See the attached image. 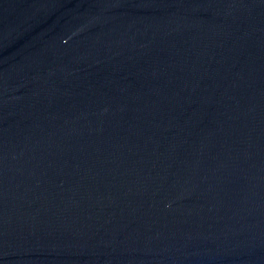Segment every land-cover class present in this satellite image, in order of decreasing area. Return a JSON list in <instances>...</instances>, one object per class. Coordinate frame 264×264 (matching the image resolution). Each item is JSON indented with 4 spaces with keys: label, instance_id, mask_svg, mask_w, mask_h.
Masks as SVG:
<instances>
[{
    "label": "water",
    "instance_id": "1",
    "mask_svg": "<svg viewBox=\"0 0 264 264\" xmlns=\"http://www.w3.org/2000/svg\"><path fill=\"white\" fill-rule=\"evenodd\" d=\"M0 264H264V0H0Z\"/></svg>",
    "mask_w": 264,
    "mask_h": 264
}]
</instances>
